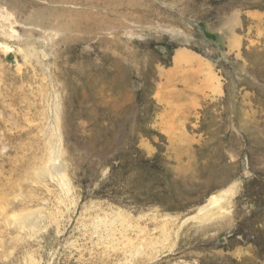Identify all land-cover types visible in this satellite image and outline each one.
Segmentation results:
<instances>
[{
  "label": "rangeland",
  "instance_id": "obj_1",
  "mask_svg": "<svg viewBox=\"0 0 264 264\" xmlns=\"http://www.w3.org/2000/svg\"><path fill=\"white\" fill-rule=\"evenodd\" d=\"M0 264H264V0H0Z\"/></svg>",
  "mask_w": 264,
  "mask_h": 264
},
{
  "label": "bare ground",
  "instance_id": "obj_2",
  "mask_svg": "<svg viewBox=\"0 0 264 264\" xmlns=\"http://www.w3.org/2000/svg\"><path fill=\"white\" fill-rule=\"evenodd\" d=\"M216 202H218L217 200H214V201H212V202H210V204H208L206 207H204L203 209H201V211H204V210H207V209H209L208 211H206L207 212V216H210V214H214V217H216V216H219V215H221V214H219L218 212V210H221V208H216L215 206V204H216ZM212 207H213V210H212ZM218 209V210H217Z\"/></svg>",
  "mask_w": 264,
  "mask_h": 264
}]
</instances>
